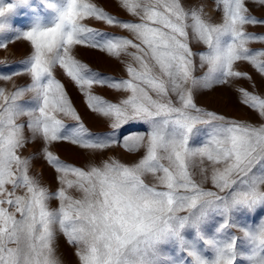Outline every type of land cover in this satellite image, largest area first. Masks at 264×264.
Listing matches in <instances>:
<instances>
[{
	"label": "snow or ice",
	"instance_id": "obj_1",
	"mask_svg": "<svg viewBox=\"0 0 264 264\" xmlns=\"http://www.w3.org/2000/svg\"><path fill=\"white\" fill-rule=\"evenodd\" d=\"M254 2L264 6V0ZM118 4L135 19L122 20L91 0H38L35 6L0 0V50L28 45L18 67L0 71V81L12 82L11 90L0 87V264H62L57 232L76 249L79 264H264V217L239 219L264 208V124L228 119L194 98L200 89L251 80L238 70L241 61L264 75V49L247 47L264 36L245 27L264 20L251 15L247 0H215L220 23L190 0ZM22 10L30 21L18 27L14 18ZM87 20L131 38L103 33ZM192 41L207 50L193 52ZM76 46L120 60L127 78L94 71L75 56ZM0 65L11 68L8 61ZM198 68H206L203 75ZM57 71L111 131L89 130ZM17 76L29 79L18 85ZM95 87L121 98L108 101ZM238 91L242 103L264 118V97ZM131 124L146 125V131L122 135ZM37 138L43 141L39 155L57 174L54 193L29 174L34 156L23 155ZM55 142L88 151L90 163L81 168L61 160L50 150ZM117 149L133 159L107 156ZM53 199L59 201L55 209L49 207ZM212 220L218 226L208 235Z\"/></svg>",
	"mask_w": 264,
	"mask_h": 264
},
{
	"label": "rangeland",
	"instance_id": "obj_2",
	"mask_svg": "<svg viewBox=\"0 0 264 264\" xmlns=\"http://www.w3.org/2000/svg\"><path fill=\"white\" fill-rule=\"evenodd\" d=\"M34 6L38 3V0H32ZM99 7L103 8L106 12L113 16H117L122 20H134L135 18L124 11L118 4V0H91ZM195 6H203V12L205 18L209 19L212 23H220L221 15L216 11L215 0H190ZM247 7L251 15L257 19L264 20V6L255 3L254 0H247ZM38 10L41 14H45V10L42 4H40ZM30 21V13L27 11H20L18 15L15 16L14 22L18 27L27 25ZM91 27L100 30L103 33H108L113 36H123L130 37V34L118 27L108 26L107 24L95 21L87 20L85 21ZM246 31L252 33L256 36H264V24L258 25H247ZM191 47L193 52H203L207 50V46L202 42L197 43L195 41L191 42ZM247 47L251 50L264 49V42L250 41ZM28 52V45L25 43H14L9 45L7 50H0V61H8L11 63V68H5L0 65V71H11L12 69L18 67V61L25 57ZM75 56L81 60V62L89 65L94 71L108 77H114L116 79L127 78V73L125 70V65L120 60L115 57H110L106 53L99 52L97 50L88 49L84 46H76L74 49ZM128 59V58H124ZM198 63V57H197ZM238 70L247 73L251 76V80L248 79H233L230 84L215 86L213 89H200L194 93L195 102L202 108L216 112L220 115L225 116L228 119L245 122L254 126H259L264 124V118H262L258 111L252 110L242 103L241 93L238 89H246L250 93L258 94L264 97V75H261L255 68L246 62H238ZM205 69H197V75H203ZM56 76L58 79L64 83L66 91L69 98L71 99L73 106L81 116L84 124L89 128V130L94 134L106 133L111 131L108 126V121L104 118L98 117L96 114L92 113L86 106L85 98L78 91L76 86L66 78L61 71H57ZM28 77H14V81L18 85L24 84L28 81ZM0 87L7 90L12 89V82L0 81ZM94 93L102 96L104 99L111 102H118L121 98V94L110 90L95 87L93 89ZM26 101L30 99L29 96L24 98ZM27 117L21 118V120H26ZM65 123L69 126L73 125L75 122L65 118ZM146 125L131 124L126 126L122 135H129L131 133L146 131ZM30 135V133H29ZM203 139V133L197 136L195 143L198 145ZM43 147V141L37 138L35 141L31 142L27 148L23 151L24 156H34L31 162V168L29 174L38 178L42 185L47 187L50 192H55L60 186L57 181V174L55 171L49 167L42 157L39 155L40 150ZM50 150L60 157L61 160L67 162L68 164L84 168L90 163L88 151L78 149L75 146L69 145L67 142H55L50 146ZM107 156H113L122 162L128 163L133 157L125 156L122 149H117L113 152L107 153ZM107 156L104 158L106 159ZM96 164L100 163L99 159L92 161ZM206 187H211L210 182ZM70 194L74 196H79L80 193L69 190ZM59 206V201L56 199L49 201L50 208H57ZM183 214V213H182ZM264 217V208L257 209L254 215L239 217L242 223L248 222H258V220ZM216 220L210 221L205 226V231L208 235H213L215 228L217 227ZM236 231V230H233ZM239 235V233H236ZM166 251L174 252V249L167 248ZM76 249L70 246L63 234L57 232L56 236V253L59 256L62 264H79L78 257L75 255ZM206 255L211 256V252H207ZM240 264H244L243 261Z\"/></svg>",
	"mask_w": 264,
	"mask_h": 264
}]
</instances>
